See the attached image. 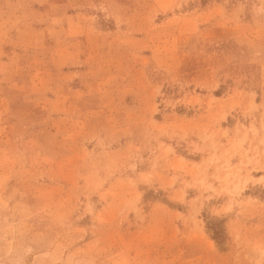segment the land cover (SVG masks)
I'll return each instance as SVG.
<instances>
[{
	"label": "rangeland",
	"instance_id": "1",
	"mask_svg": "<svg viewBox=\"0 0 264 264\" xmlns=\"http://www.w3.org/2000/svg\"><path fill=\"white\" fill-rule=\"evenodd\" d=\"M0 264H264V0H0Z\"/></svg>",
	"mask_w": 264,
	"mask_h": 264
}]
</instances>
